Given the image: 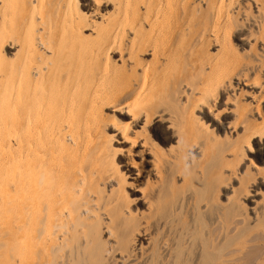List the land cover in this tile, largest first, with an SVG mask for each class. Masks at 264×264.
I'll list each match as a JSON object with an SVG mask.
<instances>
[{
  "label": "bare ground",
  "instance_id": "obj_1",
  "mask_svg": "<svg viewBox=\"0 0 264 264\" xmlns=\"http://www.w3.org/2000/svg\"><path fill=\"white\" fill-rule=\"evenodd\" d=\"M237 2L0 0V264H213L231 233L264 226L260 164L235 172L264 158V79L243 83L258 97L225 109L232 120L217 107L250 68L230 40ZM257 13L241 17L264 78ZM249 237L264 251V233Z\"/></svg>",
  "mask_w": 264,
  "mask_h": 264
},
{
  "label": "rangeland",
  "instance_id": "obj_2",
  "mask_svg": "<svg viewBox=\"0 0 264 264\" xmlns=\"http://www.w3.org/2000/svg\"><path fill=\"white\" fill-rule=\"evenodd\" d=\"M238 2L236 3V5L238 6V8H239V12L241 13V12H243L245 15H246V12L248 13V11H249V13L247 14L248 16H252V15H256V12L258 11V13H257V15H260L261 14V16L262 15H264V14H262V13H264V8L262 9V8H260V6H257L258 4H255V3H249V2H246L245 3V1H244V3H245V5H243L244 3H242V1L243 0H237ZM240 1H241V4H240ZM264 1V0H263ZM83 1H81L80 3H82ZM196 2V1H195ZM195 2H192L191 4H192V6L195 4ZM198 2V1H197ZM196 2V3H197ZM257 3V2H256ZM259 3V2H258ZM198 4V3H197ZM250 4V5H249ZM241 5H243V6H241ZM256 5V6H255ZM250 6H252V7H250ZM246 9H244V8ZM256 7V8H255ZM110 7L108 6L107 7V10L109 9ZM203 8V7H202ZM247 8H249V9H247ZM255 9L256 10V12H254L253 11V9ZM258 8H260V10L258 9ZM88 9V10H87ZM242 9H244L245 11H243ZM87 11L88 13H90L89 12V8H85L84 9V11ZM240 10H242V11H240ZM105 11V10H104ZM259 11L261 12V13H259ZM243 13H241L240 15L239 14H236L235 16H236V18H238L237 20H239L238 21V23L240 24V27H239V31L240 32H238V30H237V32L235 33V35L233 34V36L231 37V44L233 43L232 42V40L235 42V44L233 43L232 45H233V49L237 46V48H235L234 49V52L236 53V55H237V57H238V59H239V62L241 61V65H248L250 68H248V70H251V68H252V70L251 71H249L248 72V74L251 76H249L248 74H247V72H246V70L245 71H243V75H242V79L240 78V79H238V80H235V79H233L231 82H230V84H229V88H228V94L226 95V94H224L225 95V97L223 98V100H221V102H222V104H221V102H219L218 104H217V107H220V108H218V110H220V112H221V110H222V112H223V115H222V113H220L221 114V116H219V117H222L223 116V118L225 117V119L226 120H232V118H233V116H232V114H230V113H227L226 114V111H225V109H227V108H229V109H234L235 107H239V106H241V105H243V104H249V103H246V102H248V100L249 101H251V97H258V95H257V92H258V90L256 89V88H254V90H253V88L251 89V88H249V87H247V86H244L243 85V83L244 82H246V83H249V82H251L252 81V79H257L258 81H260L261 79V81L259 82V83H261L262 81H263V73H260L261 75H258V71H257V69L259 68V62H258V60H255L256 59V57H258V53H260L261 51H259L257 48H260L261 47V43L260 42H262L261 40H260V42L257 44L256 43V45L257 46H255V44L253 43V38H254V33H256L257 32V28L255 27V32H254V28H252V26L251 25H247L246 24V22H245V24H242L244 21H246V20H243V18L245 17V15H243ZM241 15H242V17H241ZM246 15V16H247ZM241 19H242V22H241ZM242 25V26H241ZM244 25V26H243ZM246 26V27H245ZM249 26V27H248ZM251 26V27H250ZM245 28V29H243V28ZM247 28H249V29H247ZM241 30H242V32H241ZM246 30V31H245ZM249 32H248V31ZM253 30V31H252ZM245 31V33H247L249 36H251V37H249L247 34V36L245 35V33H244V35L246 36V38H247V41H246V38H245V41L244 40H237V39H235V36H236V38H237V35L240 33V37H242V36H244L243 35V32ZM250 33V34H249ZM237 34V35H236ZM256 35H259L258 33H256L255 34V36ZM253 37V38H252ZM251 42H252V45H250L251 44ZM248 43H249V45H248ZM237 44V45H236ZM250 46V47H249ZM255 46V47H254ZM245 49V51H244V49ZM248 48V49H247ZM262 48L264 49V46L262 45ZM237 49H238V51H237ZM236 50V51H235ZM240 50V51H239ZM243 50V51H242ZM251 51V52H250ZM262 53V52H261ZM248 54V55H247ZM255 54V55H254ZM252 55H253V58H252ZM241 57V58H240ZM248 58V59H246V58ZM117 58H118V56H117ZM116 58V56L114 57V60L115 59H117ZM146 58H148V59H150V57L148 56V57H146ZM252 58V60H251V63L249 62L250 61V59ZM118 60V59H117ZM244 60V61H243ZM254 60V62H252ZM244 63V64H243ZM245 63H247V64H245ZM254 63V64H253ZM252 65V66H251ZM256 66H258V68H256ZM255 67V68H254ZM255 69V70H254ZM247 70V71H248ZM251 72V73H250ZM252 72H253V74H252ZM252 74V75H251ZM188 76V75H187ZM248 76V77H247ZM253 76V77H252ZM243 77H246V80H245V78L243 79ZM262 77V78H261ZM187 78H189L190 79V77L188 76V77H186V79ZM197 78V77H196ZM199 78V77H198ZM251 78V79H250ZM188 79V80H189ZM196 80L195 78H192V79H190L191 81H194V80ZM189 80V81H190ZM241 80V81H240ZM250 80V81H249ZM238 81V82H237ZM235 82L237 83V84H235ZM241 83H242V85H241ZM232 84H234V85H232ZM239 84V85H238ZM232 87V88H231ZM248 88V89H247ZM234 89V90H233ZM251 89V90H250ZM256 89V90H255ZM252 90H253V92L255 93V91H257L255 94L252 92ZM233 93V94H232ZM234 94H237V95H234ZM230 95H232L234 98H232V97H230ZM252 95H254V96H252ZM256 95V96H255ZM249 98V99H248ZM224 99H226V100H224ZM232 99H234V100H232ZM236 99H238V100H236ZM185 99H182L181 101L183 102ZM241 100V101H240ZM228 101H230L231 102V104L228 102ZM238 103H237V102ZM244 101H246L245 103H244ZM252 101H253V99H252ZM256 101V100H255ZM224 102V103H223ZM228 102V103H227ZM232 102H236V103H232ZM261 102V101H260ZM176 103V102H175ZM178 103L179 102H177V104H175L176 106H179V107H181L180 109H182V106L183 105H181L180 106V104L181 103H179V105H178ZM187 104V101L185 102H183V104ZM226 103V105L224 106V104ZM240 103V104H239ZM242 103V104H241ZM251 103V102H250ZM256 104L257 103H259V102H255ZM170 104V109L169 110H172V108H171V106H172V103L171 102H169L168 103V105ZM233 104H235V106L233 105ZM262 104H263V102H262ZM175 105L173 106V111L175 112L176 110H179V107H175ZM227 105H229V106H227ZM186 106V105H185ZM232 106H234V107H232ZM250 106H254V105H252V104H250ZM174 107L175 108H178V109H174ZM224 107V108H223ZM226 107V108H225ZM105 108V109H104ZM185 108V107H184ZM223 108V109H222ZM111 110H112V108L111 107H103V109H102V113L103 114H105L104 115V117L105 116H107V117H109L110 115L111 116H113L112 115V112H111ZM108 114V115H107ZM110 116V117H111ZM209 116V115H208ZM230 116H232V117H230ZM219 117H218V119H219ZM213 120V119H212ZM215 121V120H214ZM108 122V124L110 123V122H112V121H107ZM211 122V119H210V121H208V123H210ZM111 124V123H110ZM109 124V125H110ZM199 127L201 126V124H199L198 125ZM201 129V132L203 131V129L205 128V126H201L200 127ZM212 128V127H211ZM206 130L203 132L204 134H203V140H204V137H205V139H207L206 137V135H211V137L213 138L214 136L212 135L213 133V131L212 130H210V129H207V128H205ZM235 130H239V131H241V129H235ZM111 131V130H110ZM109 131V134H114L113 133V130L110 132ZM234 132V131H233ZM209 133V134H208ZM154 135H155V141L157 142V143H159L161 146H163L165 149H167L166 147H169L168 146V144H171V143H173V142H171L168 138H166V136L164 135V132L162 131V130H160V129H157V130H155V133H154ZM209 135V136H210ZM233 135V134H232ZM235 135V134H234ZM209 136H208V139H209ZM223 136V135H222ZM156 137H157V139H156ZM210 137V138H211ZM230 138H227V140L226 141H229L228 143H224V142H226V141H224L225 139H222L221 141H222V143H224L225 144V146H229V144H233L232 143V137L231 136H229ZM117 138L118 137H115L114 139V145L117 147L116 149H117V153H119V150H120V148L119 147H122L121 148V150L123 149V148H126L127 147V144H122L121 142H118L119 143V145H117ZM176 138H174V140H175ZM228 139H230V140H228ZM119 140V139H118ZM173 140V141H174ZM154 141V142H155ZM224 141V142H223ZM153 141H152V145H153V147L155 148V149H158L157 147H158V145H157V143H154ZM116 143V144H115ZM154 143V144H153ZM186 143V144H185ZM184 144L185 145H187L188 143H189V141H188V143L187 142H185ZM122 144V145H121ZM227 144V145H226ZM193 145L195 146H198V144H194L193 143ZM230 145V146H231ZM166 146V147H165ZM194 146H192V147H189L188 148V150H187V152H186V156H187V158H186V160H185V162H187L188 161V159H190V156L192 157L191 159H193V157H196L197 156V158L199 157V153H200V149H198V150H200V151H197V147H196V149H194ZM227 146V147H228ZM258 147H263V145H261V144H258ZM194 151H192V150ZM124 150V149H123ZM191 150V151H190ZM196 150V151H195ZM191 152V153H190ZM199 152V153H198ZM187 153H189V154H187ZM192 154V155H191ZM133 156V157H132ZM139 156H141V155H139ZM252 156V157H251ZM251 156H247V158L245 157L244 158V160L245 159H248V160H242L241 161V163L239 164V167H238V169H237V167L235 168V172L237 173H239V174H241V176L242 177H245L246 179L249 177L248 176V174H251V172H252V170L254 169L255 171H257L256 170V168L253 166L254 164V162H256V164H260V172H261V176L262 177H264V166H263V164H264V158H263V156L260 154V153H257V154H254V155H251ZM120 157V156H119ZM249 157V158H248ZM131 158L132 159H136L137 161H139V159H137V157L136 156H134L133 154H131ZM263 158V159H262ZM190 159V160H191ZM250 159H252V160H250ZM262 159V160H261ZM249 160H250V162H249ZM221 161V160H220ZM251 161H253L252 162V164H248V163H251ZM261 162V163H260ZM263 162V163H262ZM248 164V165H247ZM261 164H262V166H263V168L261 167ZM218 165V164H217ZM220 165H221V163H220ZM244 165V166H243ZM240 166H242V167H240ZM248 166H250V167H248ZM243 167H244V169H243ZM254 167V168H253ZM250 168L252 169V170H250ZM259 168V167H258ZM257 168V169H258ZM226 169H229V168H226ZM236 170H238V171H236ZM245 170V171H244ZM240 172H242V173H240ZM244 172V173H243ZM238 173L236 174V175H238ZM247 176V177H246ZM236 178L238 179V182H237V179L236 180H233L232 179V181H230V184L232 185H234V184H236V183H238L239 184V182H241L240 180H239V178L236 176ZM244 179V178H243ZM246 179H244V181L246 180ZM238 184H236L237 186H238ZM114 185H115V183H114ZM169 185V188H170V186H171V183H169L168 184ZM231 185H229V186H226L224 189L228 192V194L231 192L230 191V188H231ZM235 185V186H236ZM127 186H128V184H127ZM233 188V187H232ZM263 190V191H262ZM262 190H260L259 191V194H261L262 195V193H264V186H262ZM174 190H172L171 188L168 190V193H169V195H172V193L171 192H173ZM230 191V192H229ZM173 194L175 195L176 194V192H173ZM220 194V202H221V200H225V197H223V196H221L222 195V193H219ZM231 194V193H230ZM174 195H173V197L172 196H170L171 198H174ZM227 196V195H226ZM132 198H134V197H132ZM219 199H218V201H219ZM259 199H261V198H259ZM170 200H172V199H170ZM135 203V202H134ZM133 203V204H134ZM172 204H173V202H172ZM169 206H172L171 205V203L169 202ZM251 206V205H250ZM236 211L238 212V209H236ZM182 218H181V220H185L184 218H183V216H181ZM239 217H237L236 219H238ZM233 219H235V217L233 218ZM261 225L259 226H257V227H253V229L250 227L249 228V230H248V228L244 231H242V233H240L241 231H237V232H235L234 231V233H231L230 235H234V238H236L237 236L236 235H238V237H237V240H238V238H239V240L237 241L236 239H233V235L232 236H230L229 235V237L230 238H232V242H231V239L230 238H228V241H227V245L225 246V244H224V246H223V248L221 249H219L218 251H215V255H217L216 256V259H215V261H214V263L213 264H264V254L262 255V256H260L259 254L260 253H264V251H263V248L260 246V244H258L259 242H252L251 243V241H249V239L251 238V237H249V236H254L255 234H262V233H264V231H263V229H264V226H262L261 228ZM255 228V229H254ZM258 228V229H257ZM260 228V229H259ZM250 229H252V231L250 230ZM258 232H257V231ZM248 231H250V233L248 232ZM260 232V233H259ZM246 233V234H245ZM249 233V234H248ZM245 234V235H244ZM247 235V236H246ZM236 236V237H235ZM234 240V241H233ZM244 240H245V243H246V241H247V243L248 244H244ZM236 241V242H235ZM242 241V242H241ZM229 242V243H228ZM251 244H252V246H251ZM257 244V245H256ZM243 245H244V247H243ZM246 246H248L247 248H246ZM251 246V247H250ZM255 246V247H254ZM240 247V248H239ZM228 248V249H227ZM239 250H238V249ZM243 248V249H242ZM249 248V249H248ZM224 249V250H223ZM240 249H242V250H240ZM261 249H262V252H260L261 251ZM220 250H223V251H220ZM226 250V251H225ZM233 250H237L236 252L235 251H233ZM254 252H253V251ZM258 252H257V251ZM220 251V252H219ZM233 251V252H232ZM216 252H218V253H216ZM257 252V253H256ZM223 253H226V254H228V256L226 257L227 258V260H223V259H220V258H218V256H220V257H222V254ZM251 254H253V256L251 255ZM256 255V256H255ZM260 258H259V257ZM262 257H263V259H262ZM225 258V257H224ZM260 259V260H259ZM262 259V260H261ZM221 260V261H220ZM223 261H225V262H223Z\"/></svg>",
  "mask_w": 264,
  "mask_h": 264
}]
</instances>
